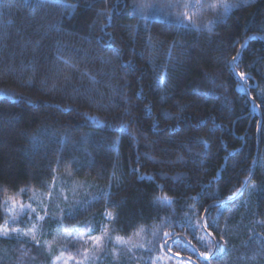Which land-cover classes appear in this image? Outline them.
Returning a JSON list of instances; mask_svg holds the SVG:
<instances>
[{
	"label": "trees",
	"instance_id": "1",
	"mask_svg": "<svg viewBox=\"0 0 264 264\" xmlns=\"http://www.w3.org/2000/svg\"><path fill=\"white\" fill-rule=\"evenodd\" d=\"M63 3L78 7L0 0V224L8 197L44 193L62 177L84 198L66 229L100 227L111 213L113 239L141 237L144 247L101 263L204 264L194 250H205L204 236L212 264H264V0L230 7L211 33L155 6L141 14L135 0ZM106 8L110 19L98 15ZM214 15L205 8L193 22ZM249 190L252 205L228 214ZM165 194L171 201L156 199ZM52 257L0 238V264Z\"/></svg>",
	"mask_w": 264,
	"mask_h": 264
},
{
	"label": "snow or ice",
	"instance_id": "2",
	"mask_svg": "<svg viewBox=\"0 0 264 264\" xmlns=\"http://www.w3.org/2000/svg\"><path fill=\"white\" fill-rule=\"evenodd\" d=\"M54 2L64 9L66 12L71 13L74 11L78 4H68L65 5L63 3V0H54ZM48 3V0H41L40 7H44ZM255 0H212L211 3H208L207 0H158L157 3L154 5L145 4L142 2H139V0H135V6L141 10V14L143 13V10L148 7H158L162 11L167 12L169 15H173L176 19V21L186 27H191L195 31H208L209 33L212 32L213 27L217 23H222L225 18V13L230 7H242L244 5H250L254 4ZM211 9L214 12V18L206 21L204 24H197L193 22V17L196 16L202 9ZM112 8H106L102 10L101 13H98V15H104L107 18H111L110 13H112ZM249 37L245 35L244 39H248ZM243 44L241 43L239 45V48H243ZM239 48L237 49V54L231 58V61L229 63L234 64L235 61L239 57ZM35 47H33V51H35ZM117 55H119L118 50H114ZM65 65H67L70 68L75 69L76 66L69 64L68 61H63ZM236 75L242 80H247V74L244 72H237ZM70 79L69 76L65 77V80ZM91 79H94V77H91ZM264 105V101H262L261 105H257V107H261ZM261 121L257 122L258 125V131L260 130ZM207 142L205 141V145ZM55 179V178H54ZM247 179V177H245ZM245 185L241 183V187H244ZM239 188L233 192V195L236 194V192H239ZM25 191L24 189L21 190V192ZM52 186H50V190L48 192V198L51 199L52 197ZM106 195V194H105ZM158 200H164L166 202L171 201V197L168 195H164L163 197H157ZM195 199V197H193ZM5 209L6 211H15L14 215L9 216L6 218L3 222V224H0V237L9 238L13 234H15L17 240H21L24 242H31L32 244L36 245L37 247L40 246L41 241L38 239L36 230L38 225L33 224L32 228L28 229L27 231L21 232L19 228L12 227V225L18 224L24 216L28 217V221L31 222L33 219H35L38 222H44L45 220H55L57 219L54 215L50 214V207L49 205L45 204L43 206V214H40V212L37 211L36 208L32 207V205L29 203L27 205L21 203L19 205V210L16 211L17 208V202L13 197H8L5 201ZM10 206V208H9ZM77 205H72L69 208L61 209L60 213V220L66 218L65 212H67L68 215H74L77 211ZM207 212L208 209H204V215L201 217V219L206 220L207 219ZM105 219H107L109 222H111L112 226L109 227L108 225H105L102 229V235L100 236H88L87 239L84 238L83 233H78L79 239L76 240V243L79 244V247L76 248L75 255H68L65 259V252L61 251L59 256L54 257V260L52 261V264H56V261H63V264H68L69 260H76V264H94V261L99 257L101 253L104 252L105 247L108 243L113 242L112 233L116 231L115 222L118 220L117 215H113L111 213L106 214ZM205 227H210V224L204 225ZM210 236L213 235L212 232L208 233ZM139 235V233H137ZM169 233H165V236H168ZM71 233L65 232V245L64 248L67 249L69 244H72L73 240L70 239ZM80 240H83V244H80ZM200 242L203 244L204 249L201 251L198 248H194L195 251L198 252V255L203 258L204 264H212L211 260L209 259L210 253L213 251V241H206L204 236L199 237ZM220 241H223L224 243H227L226 238L222 235L220 236ZM48 243V242H46ZM127 241L123 239L121 236H116L114 240V247L115 245H121L126 244ZM166 243V242H165ZM23 247V243L21 245ZM219 245H217L218 247ZM139 247H144L143 244H140ZM128 251H131V248L128 249ZM26 254V253H24ZM179 255V253H177ZM81 257L80 259H76V257ZM191 259V257L189 258ZM153 264H155V261H153Z\"/></svg>",
	"mask_w": 264,
	"mask_h": 264
},
{
	"label": "rangeland",
	"instance_id": "3",
	"mask_svg": "<svg viewBox=\"0 0 264 264\" xmlns=\"http://www.w3.org/2000/svg\"><path fill=\"white\" fill-rule=\"evenodd\" d=\"M50 186H52V193H53L51 199H49L47 195L50 190ZM79 189H82V188L81 187L79 188L78 185L73 183V181L68 180L67 178L65 179L62 177H56V179L51 182V184L47 187V190L44 193L33 192L30 198L29 196L23 197V198H20L21 201L16 200L14 198L17 202L16 211L19 210V205L21 203L25 205L30 203L32 207L36 208L37 211L40 212V214H43V206L47 204L50 207V214L54 215L57 219L45 220L44 222H38L35 219H33L31 222H29L28 217L24 216L18 224L12 225V227L19 228V230L23 232V231H27L28 229L32 228L33 224H37L38 227L36 230V234H37L38 239L41 241L40 246H44L48 252H51L53 254L52 261L54 260V257L60 255L61 251L65 252V257H64L65 259L67 258L68 255H75L76 248L79 247V244L76 243V240L79 239L78 233H83L84 238L87 239L88 236L102 235V229L104 228L105 225H108L110 227V222L107 219H104L102 220L101 223H99L101 224L100 227L98 225L95 226L93 224L92 225L88 224L87 226L85 227L83 226L80 229H75V231H70L72 229L68 230L65 228L66 226L60 220L61 209L66 210L67 208L72 206L74 202H77L75 201L77 197L78 199L79 197H83L80 194ZM248 192L249 194H246L247 198L244 197L243 200L240 199L234 205L228 206L225 209L227 210L228 214H235V211L239 210V214L237 215H240L243 213L242 207H246L244 203L246 204L248 203L250 204V206L252 205L254 197H253L252 192H250V190ZM74 193H77V194H74ZM83 199L80 198L79 201ZM5 212L7 214V218L15 214V211H6V209H5ZM45 222H46V225H45ZM66 231L71 233L70 239L73 240L72 244H69L67 249L64 248V245L66 243L65 238H64ZM0 238H4V237H0ZM6 239L17 240L15 234H13L11 237L6 238ZM140 239L141 237L138 236L137 238L127 240L126 244L115 245L114 247V240H115L114 238L113 242H110L107 244V246L104 249V252L99 255L100 257H98L94 261V264H104L101 262H103L105 259H110L114 263H116L118 260L121 259L119 256L120 249L131 248V251L139 250V248H141L139 247V245L141 244ZM17 241L24 242L21 240H17ZM24 243H31V242H24ZM80 244H83V240H80ZM107 256H109L110 258ZM123 256H126V255L123 254ZM80 258L81 257L79 256L76 257V259H80ZM126 259H127L126 260L127 263L129 264H148V263L153 264V261H155V264H168V260H164L162 257L158 255L154 256L151 259L142 260V262L141 261L132 262V259L128 257H126ZM52 261L50 264H52ZM174 263L175 264H189L188 262H184V261H174ZM56 264H63V261L62 260L56 261ZM68 264H76V260L75 259L69 260Z\"/></svg>",
	"mask_w": 264,
	"mask_h": 264
}]
</instances>
